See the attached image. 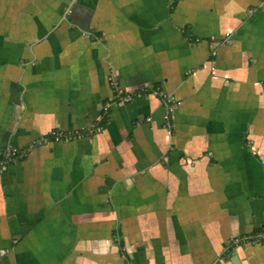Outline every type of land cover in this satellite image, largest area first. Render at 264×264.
<instances>
[{
	"label": "crops",
	"instance_id": "crops-1",
	"mask_svg": "<svg viewBox=\"0 0 264 264\" xmlns=\"http://www.w3.org/2000/svg\"><path fill=\"white\" fill-rule=\"evenodd\" d=\"M0 147V264H264V0H0Z\"/></svg>",
	"mask_w": 264,
	"mask_h": 264
},
{
	"label": "built area",
	"instance_id": "built-area-1",
	"mask_svg": "<svg viewBox=\"0 0 264 264\" xmlns=\"http://www.w3.org/2000/svg\"><path fill=\"white\" fill-rule=\"evenodd\" d=\"M117 98L119 100H121L122 102H125V103H129V102H131L134 99V97L131 94H126L120 88H117ZM164 100L170 102V99H168L166 96H164ZM110 107H111V105L108 104L106 106V108H105V111H108ZM174 107H175V104L171 105L170 112L173 113V108ZM169 119L170 118H168V116H167L166 117V122L169 124L168 134L171 135L172 134V129H171L170 122H168ZM82 131H86V130L83 129ZM79 132L80 131H76V132H73V133L78 134ZM73 133H62L60 131H55V132H52L51 134L54 137V142H57V143L67 142L68 143V142L74 141ZM16 153H17L16 151H13L11 149H3V148L0 147V170H3V169L8 167L7 166L8 161L12 160L15 157ZM261 238L263 239L264 237L261 236Z\"/></svg>",
	"mask_w": 264,
	"mask_h": 264
},
{
	"label": "trees",
	"instance_id": "trees-1",
	"mask_svg": "<svg viewBox=\"0 0 264 264\" xmlns=\"http://www.w3.org/2000/svg\"><path fill=\"white\" fill-rule=\"evenodd\" d=\"M148 92H149V91H145V90H144V91H139V92H134V93L132 94V96L135 98V97H137V96L140 95V94L148 93ZM114 102H116V103H120V102H121V100H119V99L117 98L116 93H115V99H114ZM103 123H104V120H102L99 124L95 125L91 130L80 131L78 134L73 133L74 140H75V139H76V140H79L80 138L82 139V138H85V137H87V136H90V135L96 134V133H98L99 131H102V130H103V126H104ZM77 138H78V139H77ZM51 139H52V141H54V137H53L52 134H51ZM28 152H29V150H26L25 152H24V151H23V152H17L16 155H15V157H14L12 160L8 161L7 166H9L10 164H12V163H14V162H16V161H18V160H20V159L26 158L27 155H28Z\"/></svg>",
	"mask_w": 264,
	"mask_h": 264
},
{
	"label": "flooded vegetation",
	"instance_id": "flooded-vegetation-1",
	"mask_svg": "<svg viewBox=\"0 0 264 264\" xmlns=\"http://www.w3.org/2000/svg\"><path fill=\"white\" fill-rule=\"evenodd\" d=\"M164 102H165V101H164ZM165 103H167V101H166ZM167 104H168V103H167ZM172 104H174V103H172ZM172 104H171V105H172ZM171 105H168V107H169V112H168V114H167L168 118H170V119L168 120V122H170V123H171V119H172V115H173V113L170 112Z\"/></svg>",
	"mask_w": 264,
	"mask_h": 264
},
{
	"label": "water",
	"instance_id": "water-1",
	"mask_svg": "<svg viewBox=\"0 0 264 264\" xmlns=\"http://www.w3.org/2000/svg\"><path fill=\"white\" fill-rule=\"evenodd\" d=\"M234 258H235V259H233V262H234L235 264H237V262H239L238 256L235 254Z\"/></svg>",
	"mask_w": 264,
	"mask_h": 264
}]
</instances>
